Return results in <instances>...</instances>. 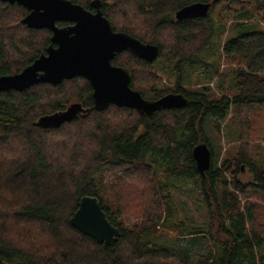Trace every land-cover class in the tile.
<instances>
[{
    "label": "trees",
    "instance_id": "obj_1",
    "mask_svg": "<svg viewBox=\"0 0 264 264\" xmlns=\"http://www.w3.org/2000/svg\"><path fill=\"white\" fill-rule=\"evenodd\" d=\"M69 1L89 9L92 0ZM99 1L115 30L158 46L157 59L168 50L171 66L160 68L164 76L154 62L117 54L111 64L130 71V88L146 100L175 93L190 103L152 116L113 105L95 111L92 88L81 77L0 92V264H264V226L255 227V204L242 205L240 198L251 189L264 193V168L250 163L248 144L233 163L251 167L252 182L246 184L235 176L227 182L224 172L231 167L218 168L212 155L209 170L201 175L192 157L200 143L211 151L206 118L217 124L233 110L245 130L246 112L264 106V0ZM194 3L211 4L208 14L175 19L178 10ZM220 3L245 5L230 11L229 27L221 22L218 29L212 13ZM250 6L259 20L238 22ZM27 13L0 1V77L20 73L50 45L48 30L22 23ZM224 34L231 36L222 39ZM214 46L221 61L236 67L227 88L232 94L211 99L210 87L191 91L183 83L185 67L206 69L202 83L221 77L220 66L209 61ZM158 75L174 80L173 88L159 87ZM72 101L89 111L57 128L37 125L40 117L64 111ZM107 173L118 174L130 185L126 191L142 198L143 219L137 225H125L121 209L111 203ZM175 180L195 182L209 213L202 225L190 226L186 215L176 218L169 195ZM83 196L96 197L119 229L113 247L71 226Z\"/></svg>",
    "mask_w": 264,
    "mask_h": 264
},
{
    "label": "water",
    "instance_id": "obj_2",
    "mask_svg": "<svg viewBox=\"0 0 264 264\" xmlns=\"http://www.w3.org/2000/svg\"><path fill=\"white\" fill-rule=\"evenodd\" d=\"M17 4L27 10L22 23L29 29H46L50 32V45L20 73L0 77V92L23 91L34 85H59L64 80L81 77L92 88L93 108L103 111L110 105L135 110L139 115L152 116L160 110L181 109L189 105L182 94L168 93L156 100H146L130 88L131 73L128 69L111 64L122 52L153 63L159 55L156 45L145 44L123 32H114L111 24L102 15L99 0L90 6L95 13L69 0H0ZM211 8L209 3H194L175 13V19L205 17ZM72 23L58 28L56 22ZM82 104L75 102L64 111L42 116L37 125L42 128H57L86 114ZM197 171L203 175L211 165V151L206 143L192 149ZM71 226L99 244L113 247L119 237V229L110 224L96 197L83 196L78 209L70 219Z\"/></svg>",
    "mask_w": 264,
    "mask_h": 264
},
{
    "label": "rangeland",
    "instance_id": "obj_3",
    "mask_svg": "<svg viewBox=\"0 0 264 264\" xmlns=\"http://www.w3.org/2000/svg\"><path fill=\"white\" fill-rule=\"evenodd\" d=\"M227 5L226 3H220L214 8L212 13L215 20L220 21L217 23L218 29L220 28L221 22H228L227 26L231 23L232 20L228 19V16L232 14L230 11L233 12L234 10H238L239 6L241 7L245 4ZM245 10H248V12H246L245 17H239L238 22L256 23L259 20V14L252 6ZM230 36L231 34L227 36L224 34L222 39H226ZM215 46L211 50L214 54L209 61L215 66H220V72L222 73L221 77L202 83L205 81L202 79L203 74L208 72L206 69L202 67L184 68L187 73V78L186 80L184 79L183 83L185 84V88L192 91L200 90L202 87L208 86L211 89L209 92L211 99L218 98L222 94H232L233 91L227 90V88L233 82L230 73H232L236 67L226 60L222 59L221 61L219 58V49L218 51L215 50ZM167 51L168 50L163 51L162 57L154 61L155 71H160V68H168L171 66L168 63ZM160 74L163 75L161 71ZM161 75L157 76L158 86L172 89L174 80L167 81ZM72 103H75V101H72ZM246 116L248 122L245 124H247L248 127L245 130L239 123V116L233 110L223 119H220L217 124L210 117L206 118L204 121V131L211 147V155L214 160H217L216 166L222 168V165L225 163L228 167H231L230 171L224 172L227 182L233 181L234 176L242 183L246 184L252 182L253 174L250 166L247 164H238L237 166V163L233 166L234 161L238 158L239 152L242 151V145L245 143L248 144L247 155L250 163L256 167L264 168V106L251 107L248 112H246ZM171 182L176 187V189H173L169 193V195L172 196V203L170 204L172 211L174 212L176 208L178 212L176 218L179 220L185 219L183 216L186 215L188 219L187 222L192 227L205 223L209 213L203 197L199 195V189L196 188L195 182H187V184H184L182 180ZM104 183L108 187L111 203H113L114 207H119L121 209L125 225L128 227L137 225L143 219L141 215L143 212L142 198L140 199L134 192L126 191L129 189L128 187H130V185H128L127 181L120 179L118 174L107 173ZM262 184L264 185V182H262ZM118 190H121L119 196L114 195L115 192L113 193V191ZM240 198L242 205L246 203L255 204L253 214L254 225L255 227L264 226V193L251 189L247 190L245 195L241 194Z\"/></svg>",
    "mask_w": 264,
    "mask_h": 264
},
{
    "label": "flooded vegetation",
    "instance_id": "obj_4",
    "mask_svg": "<svg viewBox=\"0 0 264 264\" xmlns=\"http://www.w3.org/2000/svg\"><path fill=\"white\" fill-rule=\"evenodd\" d=\"M90 6V5H89ZM86 9V8H85ZM99 9H100V7H99ZM86 10H88V11H90V12H92V13H95V9L94 8H92L91 6H90V8L89 9H86ZM101 10V9H100ZM103 15V14H102ZM109 22V21H108ZM72 25V23H70V22H64V21H59V22H56V26L58 27V28H63V27H68V26H71ZM112 26V25H111ZM112 28H113V26H112ZM113 31L114 32H123V31H118V30H115L114 28H113ZM50 32V31H49ZM50 33H52V32H50ZM123 33H125V32H123ZM52 35V34H51Z\"/></svg>",
    "mask_w": 264,
    "mask_h": 264
}]
</instances>
